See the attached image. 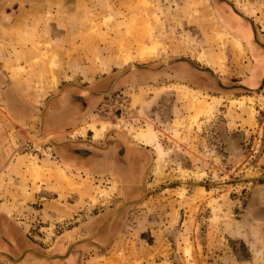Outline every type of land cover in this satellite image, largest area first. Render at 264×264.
<instances>
[{"label": "rangeland", "instance_id": "374dc122", "mask_svg": "<svg viewBox=\"0 0 264 264\" xmlns=\"http://www.w3.org/2000/svg\"><path fill=\"white\" fill-rule=\"evenodd\" d=\"M229 14L264 50V0H0L1 264H263L229 237L264 183V57ZM108 134L115 169L61 160Z\"/></svg>", "mask_w": 264, "mask_h": 264}, {"label": "crops", "instance_id": "0c3cea01", "mask_svg": "<svg viewBox=\"0 0 264 264\" xmlns=\"http://www.w3.org/2000/svg\"><path fill=\"white\" fill-rule=\"evenodd\" d=\"M23 1V0H21ZM28 1V0H25ZM32 1V0H29ZM236 17V16H235ZM225 21L228 22L229 27H236L238 24L242 27V29H248L251 33L249 35L248 39H242V44L248 49V51L252 55H257L258 58L264 57V50H260L258 45H256L257 41H260L257 35V32L255 34V27L253 26L251 22L247 21L246 19L243 20L241 18H233L229 14V16L224 17ZM257 31V30H256ZM263 40V39H262ZM264 41V40H263ZM264 64L260 66L254 73L255 80L254 84H252V80L249 79L247 76L242 82V85L246 87L245 91L247 93H251L252 91L256 90L262 79H263V72ZM107 83V80H103L101 82V85L105 86ZM245 97H249L248 95ZM49 105L51 106V112L48 111V113H51V118L54 119L55 117H59L58 112L56 109H58L60 106L65 107L67 105V99L65 98V95H63L60 98H51ZM62 115V113H61ZM62 118V117H61ZM51 131H63L69 128V125H67L63 120L60 121H52L51 120ZM114 134V133H112ZM116 136H112L111 134L105 135V142L108 143V139L111 138L112 141L110 142L109 151H107L106 155L108 157H97L93 158L91 155L87 157H83L79 155L78 152H72L70 149H68V144H65V149H61L60 152V158L65 162V164L71 168L74 169H83L87 170L90 169L93 164L101 165L104 164V166L108 167L107 171L110 167L115 169L118 165L120 166L123 164L124 159L127 157V149L124 150L123 155H121V144L118 141V139H122V137L119 136V134H115ZM113 137V138H112ZM107 138V140H106ZM61 141V140H60ZM123 143V142H122ZM102 158V160H101ZM105 158V159H104ZM105 160V162H104ZM112 169V170H113ZM244 214L241 215L240 220H235L238 225L237 229L233 230L234 236H229L230 239H238L242 241V243H245L248 247L251 256L254 255L255 251H259L260 249L264 250V183L257 185L254 190L251 192L247 199L246 209L244 210ZM235 237V238H234ZM236 264H251L249 261L247 262H237ZM264 264V262H263Z\"/></svg>", "mask_w": 264, "mask_h": 264}, {"label": "bare ground", "instance_id": "6f19581e", "mask_svg": "<svg viewBox=\"0 0 264 264\" xmlns=\"http://www.w3.org/2000/svg\"><path fill=\"white\" fill-rule=\"evenodd\" d=\"M216 102V101H214ZM140 138H142V140L145 142V144H149L153 141H156V136L155 134L153 133L152 130H143L141 133H140ZM154 143V142H153ZM156 150H157V153L162 156L163 154V151L161 149V147L157 144V147H156ZM184 193V190H181V195H183Z\"/></svg>", "mask_w": 264, "mask_h": 264}, {"label": "flooded vegetation", "instance_id": "af4514ba", "mask_svg": "<svg viewBox=\"0 0 264 264\" xmlns=\"http://www.w3.org/2000/svg\"><path fill=\"white\" fill-rule=\"evenodd\" d=\"M23 1H25V0H23ZM23 1H21V0H9L11 6L15 5V6H17V7H18L19 4H20L21 2H23ZM18 3H19V4H18ZM5 9H6V7L4 8V10H5ZM4 14H5V13H4ZM255 34H256V32H255ZM255 56H257V55H255ZM257 57H258V56H257ZM260 62H261V61L258 62V68L261 66V63H260ZM255 64H256V63H255ZM178 65H179V64H175V65L173 66V67L176 68V69H175V72H176V73H175V76H176V74H177V76L180 75V74L177 72V71L179 70ZM156 69H159L158 72H163V70L166 69V68H164L163 66H161V67L156 68ZM156 69H154V71H156ZM256 70H257V69H256ZM150 71H151V70H150ZM262 72H263V78H264V69L262 70ZM155 73H157V71H156ZM249 76H250V75H249ZM249 76H248V77H249ZM254 77H255V75H254ZM262 80H263V79H262ZM261 82H262V81H261ZM260 85H261V83H260ZM260 85H259V87H260ZM259 87H258V88H259ZM258 88H257V89H258ZM243 89H244V92H246V91H245L246 87H245L244 85H243ZM257 89H256V90H257ZM256 90H254V91H256ZM254 91H252L251 94H254ZM246 93H247V92H246ZM247 94H250V93H247Z\"/></svg>", "mask_w": 264, "mask_h": 264}, {"label": "water", "instance_id": "95a60500", "mask_svg": "<svg viewBox=\"0 0 264 264\" xmlns=\"http://www.w3.org/2000/svg\"><path fill=\"white\" fill-rule=\"evenodd\" d=\"M1 264V263H0Z\"/></svg>", "mask_w": 264, "mask_h": 264}]
</instances>
